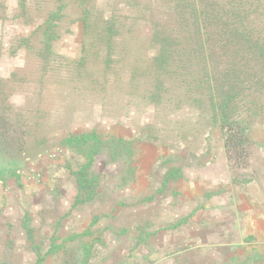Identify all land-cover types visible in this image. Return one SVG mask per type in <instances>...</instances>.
Wrapping results in <instances>:
<instances>
[{"label": "rangeland", "instance_id": "1", "mask_svg": "<svg viewBox=\"0 0 264 264\" xmlns=\"http://www.w3.org/2000/svg\"><path fill=\"white\" fill-rule=\"evenodd\" d=\"M56 6L57 0H0V78L17 72L29 80L8 82L7 93L32 123L24 148L0 151V264H191L190 218L211 194L253 193L264 206V118L253 121L248 161L237 165L217 127L191 105L170 111L131 95L128 59L116 64L120 80L110 73L104 97L63 75L37 82V64L18 39L38 45L39 25ZM64 11L54 48L79 56V9L70 4ZM79 133L97 140L66 141ZM90 155L91 192L73 205L77 172ZM160 233L184 242L164 250L168 263L146 253ZM194 251V264H244L240 249L238 260L208 247Z\"/></svg>", "mask_w": 264, "mask_h": 264}, {"label": "trees", "instance_id": "2", "mask_svg": "<svg viewBox=\"0 0 264 264\" xmlns=\"http://www.w3.org/2000/svg\"><path fill=\"white\" fill-rule=\"evenodd\" d=\"M70 4L79 9V56L54 48ZM39 28L38 45L29 37L18 39L37 64V82L63 75L75 87L104 97L110 73L120 80L117 74L124 72L116 64L128 59L131 95L170 111L191 105L217 127L234 164L248 161V130L264 118V0H57ZM129 41H134L131 52ZM20 75L0 78V151L24 148L31 129L26 108H16L7 93L8 82H29ZM89 140L97 136L79 133L66 139L75 144ZM93 161L90 155L77 172L73 205L84 190L91 192Z\"/></svg>", "mask_w": 264, "mask_h": 264}, {"label": "crops", "instance_id": "3", "mask_svg": "<svg viewBox=\"0 0 264 264\" xmlns=\"http://www.w3.org/2000/svg\"><path fill=\"white\" fill-rule=\"evenodd\" d=\"M211 194L207 199L206 208L196 210L190 218L191 238L187 245L191 252L187 253L191 264L195 263L197 246L213 249L216 254L239 259L236 249H240V262L244 264H264V206L258 195L248 192H226L222 196ZM165 233L152 236L149 242L153 251L146 250L150 258L168 263L163 254L168 247L179 240H168ZM187 246V247H188ZM159 248V256L156 252ZM225 252H222L220 249ZM155 250V251H154ZM225 253V254H223ZM156 256V257H155ZM156 258V259H155ZM183 259V257H182Z\"/></svg>", "mask_w": 264, "mask_h": 264}]
</instances>
